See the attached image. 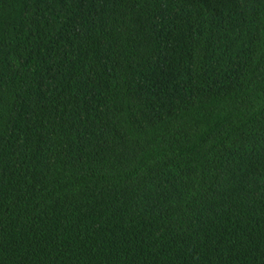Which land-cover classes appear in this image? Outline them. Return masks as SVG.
Here are the masks:
<instances>
[{"label": "trees", "instance_id": "obj_1", "mask_svg": "<svg viewBox=\"0 0 264 264\" xmlns=\"http://www.w3.org/2000/svg\"><path fill=\"white\" fill-rule=\"evenodd\" d=\"M0 264H264V0H0Z\"/></svg>", "mask_w": 264, "mask_h": 264}]
</instances>
